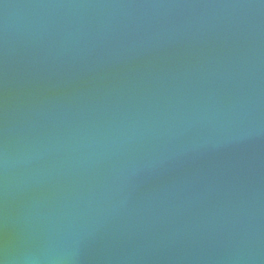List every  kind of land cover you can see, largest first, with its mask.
Masks as SVG:
<instances>
[{"label": "water", "instance_id": "95a60500", "mask_svg": "<svg viewBox=\"0 0 264 264\" xmlns=\"http://www.w3.org/2000/svg\"><path fill=\"white\" fill-rule=\"evenodd\" d=\"M0 264H264V0H0Z\"/></svg>", "mask_w": 264, "mask_h": 264}]
</instances>
